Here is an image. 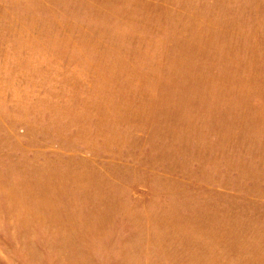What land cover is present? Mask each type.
Returning a JSON list of instances; mask_svg holds the SVG:
<instances>
[{"label":"rangeland","instance_id":"rangeland-1","mask_svg":"<svg viewBox=\"0 0 264 264\" xmlns=\"http://www.w3.org/2000/svg\"><path fill=\"white\" fill-rule=\"evenodd\" d=\"M0 264H264V0H0Z\"/></svg>","mask_w":264,"mask_h":264}]
</instances>
